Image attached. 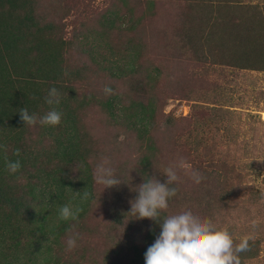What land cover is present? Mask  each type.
Here are the masks:
<instances>
[{
    "label": "rangeland",
    "instance_id": "1",
    "mask_svg": "<svg viewBox=\"0 0 264 264\" xmlns=\"http://www.w3.org/2000/svg\"><path fill=\"white\" fill-rule=\"evenodd\" d=\"M110 1L36 0L38 25L28 27L24 39L32 46L44 41L55 56L54 70L60 77L56 89L65 102L56 106L62 112H73L86 146L83 161L69 169V176L76 177L78 169L88 174L91 197L77 220L63 221L58 236L49 234L48 227L59 221V209L79 207L66 189L63 196L42 206L43 218L37 222L22 209L10 215L0 212V264H144V253L160 227L147 218H133L130 201L138 195L135 190L141 183L152 177L165 182L163 170L178 166L181 160L188 167H176L180 179L169 187L177 192L169 198L161 218L187 210L215 212L209 220L226 228L235 242L250 238V250L239 254L241 264H264V71L235 64H245L247 59L255 68L262 66L264 43L247 47L251 53L245 60L235 59L242 53L236 41H224L223 47L213 44V51L192 42L150 47L136 59V68L150 70V64H155L157 74L150 84L137 85L138 75L118 78L110 68L130 58L129 39L136 34L146 38V31H131L119 19L107 25L103 18L113 5ZM241 2L257 6L264 17V0ZM243 11L245 8L235 7L224 12L237 16ZM130 13L138 14V8ZM222 31L216 39L222 37ZM222 54L226 60H220ZM28 57L32 61L33 53ZM7 70L11 72L12 67L6 65L2 75ZM106 86L112 89L111 94L104 93ZM149 96L158 108L146 132L118 124L106 106L111 97L115 106H120L128 100L144 102ZM53 108L55 105H40L34 114L40 118ZM43 127L39 123L24 125L20 119L2 128L0 145H6L7 155L13 158L14 150L19 149L16 157L22 160L16 173L8 172L4 158L0 161L5 168L1 181L7 190L25 194V182L35 183L40 168L51 164L41 161L42 166L34 171L33 161H24L29 144L46 154L50 149ZM142 154L149 159L141 167L138 160ZM105 158L109 161L106 166L122 182L102 190L94 173ZM193 171L204 177L198 184L191 179ZM45 188L41 205L47 196ZM77 233L76 247L69 251L66 242Z\"/></svg>",
    "mask_w": 264,
    "mask_h": 264
},
{
    "label": "trees",
    "instance_id": "2",
    "mask_svg": "<svg viewBox=\"0 0 264 264\" xmlns=\"http://www.w3.org/2000/svg\"><path fill=\"white\" fill-rule=\"evenodd\" d=\"M110 2L113 5L105 10L103 18L107 25H112L115 19H119L131 31L138 29L146 31V38L136 34V37L129 39L132 53L129 54L130 58L110 68L111 74L118 78L138 75L140 79H137V85L144 86L145 82L150 84L153 75L157 74L158 68L155 64H150L148 68L150 70L136 68V59L140 58L144 49L150 47L167 44L183 46L192 42L196 47L213 51V44L223 47L224 41L233 44L236 41L242 53L235 59L245 60L249 57L248 53H251L250 50L247 53V47L255 46V43H264V17L257 11V6H248L241 0H111ZM117 3V7L114 6ZM36 5V0H0V75L6 65L12 67L11 72L7 70L0 76V134L4 125L17 124L20 121L18 114L20 108L25 107L34 114V110L40 105L49 106L45 102V97L50 88H57L59 82L60 77L54 70L55 56L48 51V45L38 40L32 46L24 39L27 28L38 25ZM119 7L127 11L120 12ZM235 7L245 8V11L237 16L224 12ZM135 8H138L139 13L132 16L130 12ZM220 30H223L222 37L216 39V34ZM179 31L183 36H180ZM183 31L189 35V41ZM179 39H181L180 42ZM39 49L43 51H37ZM30 53L34 56L32 61H29ZM39 53L43 55L39 57ZM46 57L51 60H44L47 59ZM220 60H226L223 54ZM243 63L245 64H239V62L235 64L243 69L264 71V64L255 68L249 65L251 60L246 59ZM142 72L143 76L140 75ZM151 98L152 96L147 97L144 102L128 100L125 105L115 106L116 100L111 97L106 100V106L118 124L123 122L132 130L143 129L146 132V127L158 108L150 101ZM60 101L62 102L61 99ZM63 103L65 104L62 102L61 105ZM55 107V110L63 114V117L58 125L43 127V133L49 137L50 141L47 154L35 150L30 144L23 153L25 162L33 161L34 171L38 169L37 166H42L41 161L51 162L49 166H44L46 168H40V175L39 171L35 175V183L25 182V194H17L4 187L1 176L5 168L0 165V212L3 214L4 212L6 215L14 214L22 209L26 216L34 218L37 222L40 217L43 218L42 206L50 205L53 199L63 196L65 189L70 191L75 201L79 203V208L82 209L78 217L84 213L90 201L91 188L88 174L78 169L76 177L69 176V169L72 170L74 164L83 161L86 146L81 142L73 112H62L58 106L55 105ZM4 139L7 140L6 137ZM4 157L3 149H0V161ZM7 157L10 161L19 160L16 156L13 158L7 155ZM147 159L149 157L146 154L141 155L138 160L141 167ZM44 188L48 189L47 196L41 205L39 200ZM85 191L90 193L87 200L82 199ZM37 204L39 206H36ZM214 213L210 210H201L193 214L209 220ZM64 225L63 220L53 222L48 227V233L54 236L61 235ZM35 227L38 230L41 229L39 226ZM45 264L48 262L46 261Z\"/></svg>",
    "mask_w": 264,
    "mask_h": 264
},
{
    "label": "clouds",
    "instance_id": "3",
    "mask_svg": "<svg viewBox=\"0 0 264 264\" xmlns=\"http://www.w3.org/2000/svg\"><path fill=\"white\" fill-rule=\"evenodd\" d=\"M104 93L111 94L112 89L106 86ZM45 102L48 105L60 103V94L55 87L48 90ZM19 113L24 125L28 126H35L37 123L42 126H56L60 123L62 115L55 108L40 118L30 114L25 107L20 108ZM0 149L5 153V166L8 172L19 171L20 161L8 160L6 145H0ZM13 155L19 156V149L14 150ZM108 163L105 158L96 166L94 173L95 183L102 185V190L118 186L122 182L114 175V170L106 166ZM176 167L188 166L181 160L178 166L166 167L163 170L166 176L165 182L161 183L155 177L144 181L135 190L138 193L136 198L130 201L129 213L133 218L137 220L147 218L160 227L159 234L144 253V264H241L239 254L250 250L249 237H244L237 243L226 228H218L210 220L194 215L190 210L161 218V212L168 208L169 198L174 197L177 192L175 187H169L180 179ZM191 179L198 184L204 177L193 171ZM77 194L79 195V192ZM89 196L90 193L85 191L82 199L87 200ZM81 211L79 207L73 210L67 205L62 206L59 209L58 219L77 220ZM255 226L253 222V227ZM77 236L78 233L69 236L66 242L69 251L76 247Z\"/></svg>",
    "mask_w": 264,
    "mask_h": 264
}]
</instances>
